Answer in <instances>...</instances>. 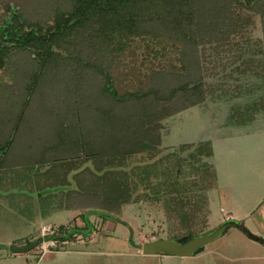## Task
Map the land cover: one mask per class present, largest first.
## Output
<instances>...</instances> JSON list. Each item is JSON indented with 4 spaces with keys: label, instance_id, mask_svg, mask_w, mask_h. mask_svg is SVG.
<instances>
[{
    "label": "trees",
    "instance_id": "1",
    "mask_svg": "<svg viewBox=\"0 0 264 264\" xmlns=\"http://www.w3.org/2000/svg\"><path fill=\"white\" fill-rule=\"evenodd\" d=\"M67 1L63 9H56L61 5H53L48 14L45 11L38 15L23 12V5L19 7L13 0H2L5 10L0 18V69L9 53L16 49L34 53L36 61L44 67L54 55L69 48H61L64 42L72 45L73 51L83 42L82 48L95 60L84 59L80 50L68 53L71 61L68 72L86 71L85 79L83 75L77 77L78 81L85 80L86 85L81 88L84 91L79 87L78 95L74 92L70 95L62 117L34 112L30 121L35 125L24 124L23 129L36 90L34 76L17 113L10 117L12 122L7 117L0 118V124L10 128L9 131L5 127L9 134L5 133V139L0 141V162L13 150L19 130H26L22 135L31 137L29 133L38 126L36 121L50 129L66 122L62 131L54 132L56 138L41 147L16 149L18 159L24 158L38 167L46 163L43 188L70 186L67 176L75 171L72 176L75 187L59 193L54 209H84L82 218L86 223L87 212L114 218L109 213L117 212L129 202L135 188L130 185L139 174L143 176V188L150 186L153 190L150 198L162 200L165 212L188 232L199 222L198 214L203 218L207 215L204 191L215 183L212 168L207 163L199 167L191 163L190 170L200 171L206 184H196L195 178L191 181L193 185L184 186L180 181L181 159L176 151H169L167 160L171 156L177 158V163L168 164L174 175L165 184L153 186L149 169L155 170L154 163L145 165L138 173L135 167L122 169L123 162L141 153L153 158L161 142V121L214 96L221 86L208 80L219 73L226 77L236 73L242 78L249 73V79H260L255 86L262 93L242 109L249 111L250 117L246 116L244 121L238 117L235 125L245 126L256 113L264 111V0ZM257 22L260 36L250 43L246 34L249 29H256ZM137 38L143 52H138L139 46L134 42ZM192 145L185 143L182 150ZM212 154L211 143L206 141L199 143L188 158L198 160ZM31 155L32 159H28ZM87 162L90 165H85ZM57 228L64 229L62 225ZM74 230L46 238L66 239ZM168 238L180 242L188 239L178 233Z\"/></svg>",
    "mask_w": 264,
    "mask_h": 264
},
{
    "label": "rangeland",
    "instance_id": "2",
    "mask_svg": "<svg viewBox=\"0 0 264 264\" xmlns=\"http://www.w3.org/2000/svg\"><path fill=\"white\" fill-rule=\"evenodd\" d=\"M13 1L19 7L23 5V12H37L38 15L45 11L48 14L53 5H61L56 9H63L68 3L67 0ZM4 10L0 0V18L3 17ZM246 35L250 37V43L253 42L254 38L260 36V24H256V29H249ZM134 42L137 43L136 46L141 45L138 38ZM64 43L61 48H69L62 50L61 55H54L44 67L36 61L38 57L34 53L17 49L9 53L0 69V118L7 117L11 121L10 117L17 113L16 109L22 104L26 87L34 76L36 90L22 123L23 129L24 124L35 125L30 121L34 112L62 117L67 111L65 104L70 95L73 92L78 95L77 88L81 89L86 85L85 80L77 79L86 71H76V74L68 72L71 64L67 58L68 53L80 50L84 59L95 60L82 48L83 42L77 44L75 51L72 45ZM208 48L206 46V53L210 52ZM141 51L144 49L139 46L138 52ZM244 75L246 77L242 78L239 74L231 73V77H226L219 73L216 78L209 79L214 85L219 84L221 89L215 90L214 96L207 97L203 103L161 121V142L153 158L141 153L123 162L125 168L122 169L135 167L138 173L145 165L154 163L155 170L149 167V181L153 186H159L157 183L165 184L174 175L175 171L170 170L168 164L176 162L177 158L171 156L167 160L169 151H176L181 159L180 181L184 186L188 183L193 185L191 181L195 178L196 184H206L200 171L194 173L190 170L191 163L196 167L207 163L212 168L215 183L204 191L208 201L207 215L203 218L198 214L196 218L199 222L188 232L179 228L178 222L165 212L162 200L153 201L150 198L153 190L150 186L143 188V176L139 174L130 185L135 188L129 202L122 204L117 212L109 213L114 218L88 213L85 215L87 223L82 218L84 209L59 210L43 216L33 214L31 217L24 195L32 196L34 192L23 187H12L0 191V264H264V111L256 113L245 126L235 125L238 117L246 120L250 112L242 109L256 101V96L262 90L255 86L260 79H249V73ZM82 79H85L84 75ZM11 107H15V110ZM232 113L235 116H230ZM240 113L243 115L240 116ZM36 123L38 126L29 133L32 138L22 135L26 130H19L13 140V149L41 147L56 138L54 132L62 131L66 125V122H61L50 129L45 123ZM5 127L10 131L7 124H0V141L5 139V133L9 134ZM206 141L211 143L212 156L190 160L188 155L194 153L199 143ZM185 143L193 145L182 150ZM85 165L90 164L87 162ZM37 167L36 165L34 169ZM74 172L67 176L71 181L70 186L46 187L49 193L45 198L49 204L58 199L60 192L75 187L72 179ZM14 195H18V198H12ZM231 212L239 226L257 240L249 238L234 226H226L216 239L201 246L190 257L179 258L163 252L154 255L137 254V249L140 250L143 242L168 238L172 233L181 234L188 239L208 233L226 219H231ZM60 225L64 229L58 230ZM42 226L43 230L47 228L43 235ZM69 229H76L69 238H46L53 233L62 235ZM29 241L35 242L32 248L24 252H11V247H23Z\"/></svg>",
    "mask_w": 264,
    "mask_h": 264
},
{
    "label": "crops",
    "instance_id": "3",
    "mask_svg": "<svg viewBox=\"0 0 264 264\" xmlns=\"http://www.w3.org/2000/svg\"><path fill=\"white\" fill-rule=\"evenodd\" d=\"M25 148L27 150L29 146H26ZM10 152L11 153L7 155L6 159H5V156L3 157L4 159L2 161L3 163L0 162V191L3 192L12 187L13 188L23 187L25 189H28L34 192L32 193V196L24 195V198L25 197L27 198L25 204H27L28 202L29 216L33 214H34L33 216H36L37 214L40 216H43V215H48L49 213H52L54 211H59L58 209H54V206L57 204V200H55L52 204H49L47 199L45 198V196H48V193H49V190L46 188H43L42 186L43 182L45 183V181H43V179L45 178L43 175V171L46 170L47 168L46 163L34 169L36 165L34 166L33 162L31 161L28 162V160L24 158L18 159L16 157V153H17L16 149H13ZM1 157L2 156L0 155V160H1ZM29 158L32 159V155L28 156V159ZM55 188H59V187L55 186ZM43 189H46V190H43ZM53 190L55 189L53 188ZM12 198H18V195H14ZM29 198L31 200H29ZM25 204H22V205H25ZM230 218L235 219L233 216V213H232V217ZM43 227L44 226H42V235H43V231L47 230V228L43 230ZM49 228L50 227H48V229ZM137 254L143 255L141 253V250L139 249H137ZM169 256H172V255H169ZM187 257H190V256H187ZM179 258H185V257H179Z\"/></svg>",
    "mask_w": 264,
    "mask_h": 264
},
{
    "label": "water",
    "instance_id": "4",
    "mask_svg": "<svg viewBox=\"0 0 264 264\" xmlns=\"http://www.w3.org/2000/svg\"><path fill=\"white\" fill-rule=\"evenodd\" d=\"M88 212L85 213L87 216ZM226 226H234L240 229L249 238L257 240L252 234L247 233L238 222L234 219H226L220 223L217 227L208 233L200 234L191 237L185 242H180L171 238H160L151 241H146L141 244L140 250L143 255H153L156 253H166L168 255L176 257H187L193 255L201 246L216 239ZM35 242L29 243L21 247H11V252H24L32 248Z\"/></svg>",
    "mask_w": 264,
    "mask_h": 264
}]
</instances>
